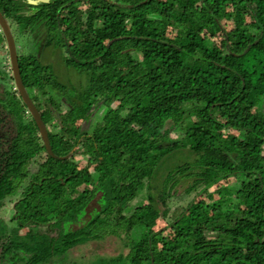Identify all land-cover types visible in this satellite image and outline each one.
<instances>
[{
  "label": "trees",
  "instance_id": "obj_1",
  "mask_svg": "<svg viewBox=\"0 0 264 264\" xmlns=\"http://www.w3.org/2000/svg\"><path fill=\"white\" fill-rule=\"evenodd\" d=\"M0 13L52 148L0 24V264L110 238L117 255L79 261L264 264V0H0ZM46 49L86 81H62ZM184 177L195 195L173 207Z\"/></svg>",
  "mask_w": 264,
  "mask_h": 264
},
{
  "label": "rangeland",
  "instance_id": "obj_2",
  "mask_svg": "<svg viewBox=\"0 0 264 264\" xmlns=\"http://www.w3.org/2000/svg\"><path fill=\"white\" fill-rule=\"evenodd\" d=\"M43 60L44 62H51L55 66L56 74L59 76V78L62 81L68 82L73 81L74 83H78L79 81H86V77H82L75 69L67 67L63 61L61 60V56L58 51L55 53L52 50H44L43 51ZM8 57V56H7ZM8 62V61H7ZM172 164H165L163 170L161 173H159V176L157 178L158 185H161L162 181L164 180V177L162 175V172L165 171L166 166H171ZM179 175H184L185 173H188L189 171V165L188 164H181L179 167L177 166ZM192 182L191 179H187L184 177L181 180V183L177 185L176 189L173 190V198L170 200L173 203V207L177 204H185L187 201L192 198L195 195V192H191L190 194L185 192L186 187ZM183 195V197L181 196ZM171 203V204H172ZM14 200H6L3 215L9 219L12 215L11 209L13 207ZM156 217V218H155ZM155 219L157 221V225H163L166 221V219L161 216L155 215ZM120 248L116 245L114 239H106L100 242H92L88 246H80L72 249L68 252L67 255L61 256L58 258L55 262V264H84L79 261L78 257L81 259H87L90 258V256H94V258L100 259V257L104 259L109 258L110 256L117 255ZM86 264V263H85Z\"/></svg>",
  "mask_w": 264,
  "mask_h": 264
},
{
  "label": "water",
  "instance_id": "obj_3",
  "mask_svg": "<svg viewBox=\"0 0 264 264\" xmlns=\"http://www.w3.org/2000/svg\"><path fill=\"white\" fill-rule=\"evenodd\" d=\"M0 24H1V26L4 30V33L7 37L8 47H9V51H10V61H11V66L13 69L17 88L20 91L21 95L23 96L24 101L27 103L31 113L33 114V116L35 117V119L38 123V126L40 128V133L44 138V141H45V144H46L48 151L50 153H52V148H51V144H50L46 125H45L44 121L42 120V117H41L39 111L37 110L35 104L31 100V98L29 97V95L25 89V86L22 82L21 75H20V69H19V65H18V55H17V50H16L14 38H13V35L10 31L8 23L6 22V20L4 19V17L2 16L1 13H0Z\"/></svg>",
  "mask_w": 264,
  "mask_h": 264
}]
</instances>
